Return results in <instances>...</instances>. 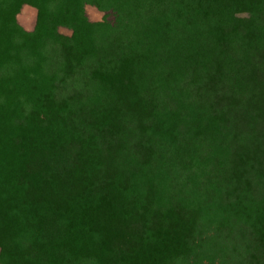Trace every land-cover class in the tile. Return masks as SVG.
Segmentation results:
<instances>
[{"label": "trees", "instance_id": "1", "mask_svg": "<svg viewBox=\"0 0 264 264\" xmlns=\"http://www.w3.org/2000/svg\"><path fill=\"white\" fill-rule=\"evenodd\" d=\"M0 201L2 264H264V0H0Z\"/></svg>", "mask_w": 264, "mask_h": 264}, {"label": "rangeland", "instance_id": "2", "mask_svg": "<svg viewBox=\"0 0 264 264\" xmlns=\"http://www.w3.org/2000/svg\"><path fill=\"white\" fill-rule=\"evenodd\" d=\"M85 12L88 18L93 21L101 20L103 16V11L100 8H98L95 4H92V3L86 5ZM16 20H17V23L23 29L27 31H32L35 28V25L37 22L36 7L29 3L23 4L18 10V12L16 13ZM59 32L62 35L68 36L72 33V30L69 26L61 25L59 26ZM1 202L2 201H0V211H1Z\"/></svg>", "mask_w": 264, "mask_h": 264}]
</instances>
